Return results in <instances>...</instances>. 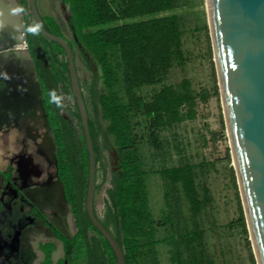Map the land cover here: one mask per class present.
<instances>
[{"label":"trees","instance_id":"obj_1","mask_svg":"<svg viewBox=\"0 0 264 264\" xmlns=\"http://www.w3.org/2000/svg\"><path fill=\"white\" fill-rule=\"evenodd\" d=\"M68 5L74 40H68L51 17H42L43 28L50 34L64 38L72 51L78 74L76 52L88 72L98 69L99 76L82 84L79 79L87 116L88 130L93 146L96 176L95 195L108 183L106 199L100 217L101 225L108 230L122 249L125 264H142V251L156 245L155 229L148 207L145 181L149 172L139 153L141 137L137 136L134 123L143 118L148 131L147 144L158 157L164 142L158 141L161 130L170 129L186 120H193L199 104L217 96V89L196 91L191 82L182 79L176 85L163 84L169 69L183 67L186 60L182 51L181 17L157 15L182 6L198 5L194 0H63ZM21 5L31 25L25 0ZM148 17L146 21L114 26L115 23ZM28 25V26H29ZM203 28H206L203 24ZM27 52L41 94L42 109L55 146L56 177L64 199L69 206L76 229L73 237L62 236L37 208L32 215L48 227L63 247L64 256L53 263L52 244L39 246L43 254L41 264H116L108 243L89 222L85 212L88 182V155L81 131L77 108L70 91L67 63L63 49L40 35H25ZM79 78V77H78ZM100 88H97V81ZM160 86L150 101L140 94L144 87ZM56 90L65 100L73 101L70 117L76 120L80 134L72 122L62 115L64 107L49 103L48 93ZM86 91V95L84 93ZM64 100V101H65ZM109 151H114L118 163L109 174ZM11 169L2 177L11 181ZM159 176L163 188L165 221L174 231L171 238L174 252L171 264H186L182 259L187 253L190 264H200L197 255L202 253L203 232L195 219L212 203L209 189L198 182L197 167L182 161L176 167L161 168ZM95 198V196H94ZM187 205L192 229H178L175 222L182 203ZM3 205L0 202V213ZM246 236L242 213L238 222ZM246 247L250 251L249 242ZM182 248V249H181ZM148 252V250H147ZM251 264H255L250 254Z\"/></svg>","mask_w":264,"mask_h":264},{"label":"rangeland","instance_id":"obj_2","mask_svg":"<svg viewBox=\"0 0 264 264\" xmlns=\"http://www.w3.org/2000/svg\"><path fill=\"white\" fill-rule=\"evenodd\" d=\"M194 2L198 3V5L178 7L173 11L156 16L160 18L175 15L181 17L183 22L181 42L186 62L183 67H171L163 84L176 85L182 79H187L196 91L206 89L212 93L213 89L216 88L218 95L211 97L206 104H199L193 120H186L170 129L159 132L158 141L164 142L165 145L158 157L153 155V149L147 144L146 136L148 131L145 120L143 118L134 120V123L138 124L135 127V132L137 136L142 138L139 143V153L144 164V170L149 172L145 185L148 207L155 229V241L157 242L156 245L142 251L141 263L171 264V256L174 252L171 238L175 237V233L164 219L167 208L164 206L162 183L156 172L164 167H176L180 162L185 161L197 167L198 182L204 183L212 196V203L195 219L198 229L203 232L202 253L197 255L200 264H251L250 254H252V249L224 125L207 26L205 1L194 0ZM44 3L45 8H41V14L49 15L60 28L62 34L68 40L73 41L74 35L70 24L68 5L63 0H45ZM13 8L15 6L11 1L3 3V0H0V12L3 13L0 16V22L3 24L9 22L14 26H18L20 22L18 29L8 31L10 33L4 41L11 44L12 42H10L9 38L12 37L14 43L9 46V49H19L26 53L22 23L24 21L29 22L26 17L27 11L25 9V12L19 15V21L17 15L11 14ZM148 19V17H142L124 20L115 23L114 26L137 23ZM203 24H205L206 28H203ZM3 30L0 29V37L3 36L4 38L3 34H7V32ZM75 52L79 79L82 84L84 82L89 83L92 77L99 76L98 69L93 66L92 74L88 72L77 50ZM25 56L20 57L22 83L0 84V87L4 89L0 93V131L3 128H11V124H13L23 132L26 138H30L33 141L35 139L44 141L43 146L36 145L27 148L29 149L28 153L26 148H19L18 151H22L25 155L32 157L43 173V181L47 180V178H52L47 186L51 197L50 195L45 196L42 194L43 189L35 188L40 186H30L27 187L29 192L26 191V193L31 196L32 201H27L21 198L19 192L17 193L11 187L12 184H9L10 182H3L0 175V200L6 206H9V209L5 210L2 216L0 215V264H35L33 253L39 255L40 258L41 255L36 247L38 241H43V239L37 235L27 239L26 235H23L22 227L21 230L19 228L20 235L16 236L19 219L23 216H29L33 210L32 208H46L47 221L63 236L71 237L76 232L69 207L63 199L61 185L55 179V146L47 127L42 109L40 89L33 75L31 64H27L28 67L25 66V68L23 66V64L26 65L28 60L27 55ZM97 88H100L99 80L97 81ZM159 88L160 86L144 87L140 94L146 101H150L152 94ZM12 90L16 92V97H6ZM23 91L26 93L25 98ZM84 93L85 95L87 94L85 89ZM2 96L5 97L2 98ZM72 104V100H65V109L61 113L72 122L77 134H80L76 120L70 117L68 112ZM7 120L9 123L4 122ZM43 150V155L46 156L45 161H43V158L38 157ZM107 156L108 172L110 174L116 170L118 159L114 151H109ZM8 168H11L10 176L14 183L13 186L19 188L20 179L16 176L12 162L9 157H4L2 162H0V172H6ZM30 181V183L35 182L33 179ZM108 187V183H104L94 198V206L100 217L102 216L106 199L105 190ZM240 213L243 216L246 236L237 223ZM175 222L178 223V229H182L185 226L190 230L193 227V220L190 218L187 205L184 202L180 207V215ZM34 224L38 225L37 222ZM46 228L49 229L48 227ZM16 239L19 240V244L15 242ZM247 241L249 242L250 251L246 247ZM10 245H14L12 253L9 250ZM58 249L56 256H61L60 247ZM28 253L32 255V260L27 258ZM182 259L186 261V264H190L187 253H183Z\"/></svg>","mask_w":264,"mask_h":264},{"label":"water","instance_id":"obj_3","mask_svg":"<svg viewBox=\"0 0 264 264\" xmlns=\"http://www.w3.org/2000/svg\"><path fill=\"white\" fill-rule=\"evenodd\" d=\"M204 1L218 93L249 242L255 264H264V0ZM25 4L31 23L42 24L36 0H25ZM39 35L64 51L70 91L88 155L87 218L108 243L115 263L125 264L122 249L94 213L96 166L72 51L64 38L44 28Z\"/></svg>","mask_w":264,"mask_h":264},{"label":"crops","instance_id":"obj_4","mask_svg":"<svg viewBox=\"0 0 264 264\" xmlns=\"http://www.w3.org/2000/svg\"><path fill=\"white\" fill-rule=\"evenodd\" d=\"M6 1L7 2L11 1L14 4L15 7H18V6L21 7L22 6L21 5V0H20V2H19V0H3V3H7ZM44 2H45V0H36V5H37V9L39 11V14L42 17H50L49 15H42L41 14V8H45V5H44L45 3ZM19 3H20V5H19ZM17 18L20 21V16L19 15H17ZM22 24H23V26H22L23 27V31H25L26 27L29 24H28L27 21H24ZM3 25H4V27L0 28V29H4L3 31L6 30L5 32H7V34L5 32H3V33H5V34H3L4 38H3V36L0 37V45H1L0 46V84H4L5 85L7 83H15V82L22 83V79H21V76H20V70H21V67H22V64L20 63V57H26L25 55H27L28 60H27L26 65L23 64V66L25 68V66L28 67V65L31 64L30 66H31L33 75H34V77L36 79V76H35V73H34V70H33V64H32V61H31V59L29 57V54L27 52V47H26V53H27L26 54L25 52H22L19 49H14V50L13 49H9V46L14 43V41H12V37L11 36H10L11 38H9L10 42H12L11 44L10 43L8 44L7 42L4 41L6 39V37L8 36V34L10 33L8 31H11L12 29H18V27L20 25V22H19L18 26H14V25H12L9 22L8 23L5 22ZM5 43H7V45L4 46ZM5 75L8 77L7 79H5ZM78 77H79V75H78ZM36 82H37V79H36ZM37 84H38V82H37ZM3 91H4V89L1 88L0 89V93H2ZM15 93L16 92L14 90H12L10 92V94L8 96H6V97L14 98V97H16ZM23 93L25 95L24 96V98H25L26 97L25 91H23ZM4 97L5 96H2V98H4ZM4 122H8L9 123L8 120L4 121ZM11 126H12L11 128H9V127L3 128L0 131V162H2L4 157H6V158L9 157V159L12 162V166L14 167V170H15V172L17 174L16 176H17L18 179H20V185H19L20 187L19 188H15L13 186L14 183L12 182V180L10 181V183L12 182V186L11 187L17 193L19 192V195H20L21 198H24L25 200L30 201V202L32 201V199L30 198L31 196H29L28 193H26V191L29 192L27 190V187H30V186H40V187H35V188H40L41 190L43 189L42 190V192H43L42 194H44L45 196L50 195V197H51V194H49L47 186H48V184H49V182H50V180L52 178H47V180L43 181L42 180V179H44L43 173L40 170V168H38V166L35 164V162L33 161L32 157L29 156V155H25L24 152H22V151H20V152L18 151L19 148H26L27 153H28L29 149H27V148L34 147L36 145L37 146H39V145L43 146L44 145V141L42 139H37V140L35 139L33 141L30 138H26L25 135L23 134V132H21V130L17 126H14L13 124H11ZM43 153H44V150H43V152L40 153L41 155H39L38 157L43 158V161H45L46 156H44ZM9 169H11V168H8V170ZM8 170L6 172H0L1 177H2L3 174H6L8 172ZM31 179H33L35 182L30 183ZM55 179L58 182L57 177H56V171H55ZM2 180H3V182H5L3 177H2ZM28 181H29V183H28ZM37 181H39V182H37ZM63 199H64V196H63ZM64 201H65V199H64ZM57 203H58V201H57ZM65 203H66V201H65ZM66 205H67V203H66ZM37 209H39V211L41 213H43L47 217V215H46L47 209L46 208L42 209V207H40V208L37 207ZM27 217L30 219L29 221H26L25 218H27ZM27 217L23 216V217H21V219H19V223L17 224V226H18L17 231H18L19 234L17 233L16 236L20 235L19 231L21 230V227H22L23 235L25 234L26 235L25 237L27 239L29 237L34 236V235H37L39 238L43 239V241H38L37 247H36L38 252H39V254L41 255L40 258H39V255L33 253L34 254L33 255V259L35 261V264H41L42 261H43V254L40 251L39 246L43 245V244H48V243L52 244L53 247H54V251H53V253L51 255L52 262L56 263L58 260L62 259L63 256H64V253H63V247H62L61 242L54 237L52 232L49 229H47L46 226H44L39 220H37V219H35L33 217L32 212ZM72 219H73V217H72ZM36 222L38 223V225L34 224ZM73 222H74V220H73ZM19 228H20V230H19ZM73 235L71 237H73ZM41 239H39V240H41ZM15 242L17 244H19V240L18 239H16ZM0 247H1V245H0ZM59 247L61 249L62 255L61 256H56L57 253H58V250H59L58 248ZM12 249H14V248H12L10 246V248H9L10 253H12L14 251ZM27 258L32 260V255H29V253H28V257ZM65 264H67V263H65Z\"/></svg>","mask_w":264,"mask_h":264},{"label":"clouds","instance_id":"obj_5","mask_svg":"<svg viewBox=\"0 0 264 264\" xmlns=\"http://www.w3.org/2000/svg\"><path fill=\"white\" fill-rule=\"evenodd\" d=\"M25 12V9L23 7H15L11 10V14L12 15H20L22 13ZM3 13L0 12V16H2ZM4 25L2 22H0V28H3ZM43 28V25L39 22H36V23H33L29 26L26 27L25 31H24V34L27 35V34H31L33 36H37L40 34L41 30ZM8 77L5 75V79H7ZM49 97H50V100H49V103H53L55 104L58 108H63L65 105H64V100H65V97L63 95H58L56 90H51L49 93H48ZM67 99H71L70 97H68Z\"/></svg>","mask_w":264,"mask_h":264},{"label":"flooded vegetation","instance_id":"obj_6","mask_svg":"<svg viewBox=\"0 0 264 264\" xmlns=\"http://www.w3.org/2000/svg\"><path fill=\"white\" fill-rule=\"evenodd\" d=\"M1 202V201H0ZM2 203V205H3V211L0 213V215L2 216L3 214H4V211L5 210H7V209H9V206H6V205H4V203L3 202H1ZM26 219V221H29L30 219L27 217V218H25ZM12 248H14V245H10ZM12 250H14V249H12Z\"/></svg>","mask_w":264,"mask_h":264}]
</instances>
